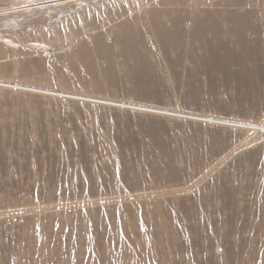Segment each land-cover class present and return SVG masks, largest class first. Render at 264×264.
<instances>
[{"label": "rangeland", "instance_id": "374dc122", "mask_svg": "<svg viewBox=\"0 0 264 264\" xmlns=\"http://www.w3.org/2000/svg\"><path fill=\"white\" fill-rule=\"evenodd\" d=\"M75 1L0 0L11 9L0 13V84L220 124L0 86V264H264V62L242 61L241 75L190 58L196 29L258 36L264 5L94 0L77 5L94 14L87 27L66 16ZM117 11L142 20L140 77L124 75L140 59L111 42ZM151 12L167 15L169 36ZM82 45L76 66L59 64Z\"/></svg>", "mask_w": 264, "mask_h": 264}, {"label": "bare ground", "instance_id": "6f19581e", "mask_svg": "<svg viewBox=\"0 0 264 264\" xmlns=\"http://www.w3.org/2000/svg\"><path fill=\"white\" fill-rule=\"evenodd\" d=\"M91 1H94V0H77V1L73 2L75 4L70 3L72 5H70L66 9H70L72 7H75L76 8V13H71L70 12L66 16H74V17H71V18H75V17L82 18L83 20L86 21V23L88 22V24H86L87 27H89V26L90 27H95L96 25L92 26V24L89 23V21H88L90 18H92L94 16V14L90 15L86 11V9L77 8V5H79L80 3H86V2H91ZM117 1H115V2L117 3ZM180 2H181V0H180ZM232 3L244 5V4L250 3V1L249 0H246V1L245 0L244 1L243 0H236V1L235 0H232L229 3H226L224 5H229V4L231 5ZM260 3H262L264 5V0H260ZM194 5H196V4H194ZM118 6H121V5H117V7ZM19 9H21V7ZM9 10H11V9H6V10L0 9V13L9 14L10 12L5 13L6 11H9ZM19 11H23V10H19ZM108 11H111V10H107V12ZM113 11H116V9H113L112 12ZM115 13L114 14H115V18H116L115 21L116 22L115 21L114 22L115 23L118 22L120 24H117L116 26H114L117 29H116V31L112 35L111 42L113 44L114 43L117 44V42L123 44L124 47H122V48L124 49V51L126 53L133 52L135 55H133L132 58L135 57L136 60L137 59H140V58H138V53H136L135 51L132 50V46H133V44H135V43L138 44L140 42V39H139V31L137 30L136 24L137 23L139 24V22L142 21V20L139 19V18H136V17L132 20L130 18H127L128 16L125 17L120 12L118 13V11L115 12ZM108 14H110V13H108ZM110 15H112V14H110ZM224 16H227L230 20H232V18L233 19H236L237 18V17H235L232 14H226ZM166 17H167V15L165 13H154V12H151L150 14H148L147 20L151 24H153L154 27H157V30L159 32L163 33L164 36H169L167 34L168 32H166V28H168L167 23L166 22H162V23H159L158 24L159 21H166L167 20ZM30 24L31 25H34V24H36V22H33L32 21V22H30ZM198 24H200L199 26H201L202 23H200V22L197 23V28H198ZM210 25H211V23H210ZM74 26L75 25L71 23V25L69 27L70 30H68V31H70L69 33L72 36L76 37L78 33H77V29ZM201 30L202 29H199V30L196 29V31L192 32L193 35H194L192 37L193 38L192 39V45H194V44H197V45H195L196 46L195 47L196 48V52L194 51V54L190 55V58H193L194 59V61L198 64L197 66H200L202 68L203 67H208V68H215V69L216 68H224L226 66H231V67H233V66H240L241 67V71H239V74L243 75V74L247 73V71L242 70V68H243L242 61L245 62L247 59H255V60H262L264 62V28H261V29L257 30L258 31V33H257L258 36H256L255 38H251L249 36L246 28L245 27H241V26L238 27V28H231L230 27L228 29H214V30H206V31H201ZM169 39L171 40L172 38L170 37ZM91 42L89 41V43L92 44V45H99L100 46L101 44H104L105 40L103 38L99 37V36H94V38L91 40ZM75 43H79V41L76 40ZM173 43L178 44L177 41H173ZM193 47H192V49H193ZM137 48H140V47H137ZM130 50H132V51L129 52ZM124 51L121 52V53L123 54ZM78 52H79V55H81L83 52H85V47H83V45H82V48H78L77 50L71 51L68 54V57H67V58H69V60L66 59L63 62V60H60V58H58V61L60 60L59 64H61V66H62V64H64V65H66L68 67H74V66H76L75 65V60H76V57L79 56L78 55ZM143 60L142 59L137 60L134 63L133 69L132 70H126V72H125L124 75H126V76H134V77L135 76L140 77V76L144 75L146 73V70L147 69H146V63ZM77 62H78V60H77ZM131 64H132V61H131ZM126 66H127V64H126ZM92 68H94V66ZM226 73H228V72H222V75L225 76ZM89 74L92 77H96L97 75H99L98 72L93 71V70H90L89 71ZM193 74H195V72H193ZM0 86H2V87H8L9 89L11 88L12 90L18 89V90H23V91H27V92L37 93V94H39V93L40 94H43V95L45 94V95L52 96V97L58 98V99L76 100V101H80V102H84V103L85 102H93V103H96V104H101V105L104 104V105H107V106L112 105V107L113 106L119 107V108H124L125 107L127 109L141 111V112H147V113H151V114H159V115H165V116H172V117H176V118L189 119V120H192V121L194 120V121H199V122H204V123L220 124L219 121L216 122L217 120H214L213 118H208V117H203V116H187L188 114L186 115V114H178L176 112L172 113V112L163 111V110H154L155 108L154 109H145V108H140L138 106L126 105L124 103H118V102L116 103V102H113V101L106 102L105 100H90V98L89 97L87 98V96H80L79 97V95L78 96H76V95L74 96V95H70V94H66V93H62V92H61V94H60V92L59 93L57 92V94H54L52 92H44L42 90L44 92L43 93L40 90H34L35 88H33V87L32 88H25V89H23V87H22V89H19V86L9 85V84H0ZM225 125H227V124H225ZM61 202L62 201H60V203L58 202V205L63 206L64 203H61ZM140 210H141V208H140ZM167 238H168V236H167ZM151 249H153V248H151ZM146 250H148V249H146ZM155 250H156V248H155ZM127 256H128V254L122 255V257H123L124 260L127 259L126 258Z\"/></svg>", "mask_w": 264, "mask_h": 264}]
</instances>
